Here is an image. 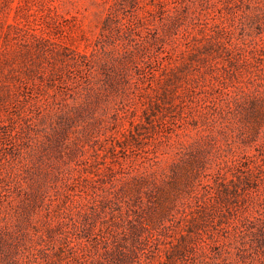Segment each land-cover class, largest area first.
<instances>
[{"label":"trees","instance_id":"16d2710c","mask_svg":"<svg viewBox=\"0 0 264 264\" xmlns=\"http://www.w3.org/2000/svg\"><path fill=\"white\" fill-rule=\"evenodd\" d=\"M244 1L250 5L252 0ZM165 35L155 37L157 65L163 67L160 53H170ZM135 50L128 43L119 49L102 45L81 54L88 70L86 84L75 92L74 104L67 102L59 111L47 113L56 114L58 126L45 138L37 136L32 152L40 159L45 155L38 150L46 149V144L74 151L67 128L90 115L92 103L104 95L106 85L129 98L139 89L148 98L139 121L133 110L129 127L121 125L109 136L111 161L104 156L101 160L107 174L83 170L79 185L67 188L61 202L46 195V181L59 178L51 165L25 162L24 132L11 133L0 122V129L15 140L17 153L23 156L18 164L0 166V211L7 215L0 216V264H264V151L258 147L257 152L231 158L225 166H214L213 154L201 139L182 143L173 153L156 145L142 146L140 127L160 121L152 119L159 100L155 78L164 83L168 79L150 62L138 63ZM242 51H264V39L240 43L227 32H217L200 47L188 46L182 66L213 68L209 56L216 53L233 64ZM99 52L101 57L96 55ZM132 65L139 77L130 71ZM180 67L173 68L177 79ZM225 88L223 112L243 115L258 136L264 127V82L252 91L240 88L231 94ZM200 94L186 87L172 98L183 108ZM115 115L119 117L117 110ZM124 118L126 114L120 116ZM179 118L174 126L184 129L188 115ZM21 125L20 129L24 125L35 129L29 120ZM15 156L11 152L9 161L14 162Z\"/></svg>","mask_w":264,"mask_h":264},{"label":"rangeland","instance_id":"374dc122","mask_svg":"<svg viewBox=\"0 0 264 264\" xmlns=\"http://www.w3.org/2000/svg\"><path fill=\"white\" fill-rule=\"evenodd\" d=\"M165 32L170 53H160L163 67L157 65L155 37ZM217 32H227L240 43L264 39V0H252L250 5L244 0H0V122L11 133L24 132L22 139L28 145L25 162L50 164L59 176L46 181L47 198L61 202L67 188L79 185L83 170L107 174L101 160L104 156L111 161L109 136L121 125L129 127L131 111H135L137 121L142 118L143 101L148 99L142 91L134 89L133 98H129L106 85L104 95L92 103L90 115L67 128L73 152L46 144V149L38 150L45 156L40 159L33 154L37 136L45 138L58 126L56 114L47 113L59 111L67 102L74 104L75 92L86 84L88 70L81 54L102 45L119 49L131 43L138 63L150 62L168 79L164 83L155 78L159 100L152 119L159 117L160 121L140 127L139 139L145 148L156 145L173 153L182 143L201 139L213 154L214 166H225L231 158L257 152L258 147L264 151V145L260 147L264 127L257 136L243 121V115L234 117L223 112L221 93L224 87L231 94L240 88L252 91L258 82H264V51H242L233 64L226 55L216 53L209 56L213 68L205 65L201 70H187L182 66L188 46L200 47ZM96 55L101 57L102 53ZM176 66H181L178 79L173 73ZM130 68L139 77L136 68ZM186 87H194L201 94L182 108L172 95L177 90L184 92ZM201 97L202 102L198 100ZM124 114L126 118L120 119ZM181 114L189 119L184 129L174 126ZM27 120L34 130L25 125L20 129ZM6 136L0 129L3 167L18 164L23 157L17 153L15 140ZM11 152L16 155L14 162L9 161ZM65 181L71 185L67 187ZM0 216L7 215L2 210Z\"/></svg>","mask_w":264,"mask_h":264}]
</instances>
